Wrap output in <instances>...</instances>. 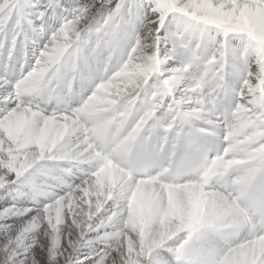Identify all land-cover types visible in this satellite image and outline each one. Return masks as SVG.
I'll use <instances>...</instances> for the list:
<instances>
[{
    "label": "clouds",
    "instance_id": "9594fccd",
    "mask_svg": "<svg viewBox=\"0 0 264 264\" xmlns=\"http://www.w3.org/2000/svg\"><path fill=\"white\" fill-rule=\"evenodd\" d=\"M67 3L0 36V264H264V0Z\"/></svg>",
    "mask_w": 264,
    "mask_h": 264
},
{
    "label": "snow or ice",
    "instance_id": "6c2138e0",
    "mask_svg": "<svg viewBox=\"0 0 264 264\" xmlns=\"http://www.w3.org/2000/svg\"><path fill=\"white\" fill-rule=\"evenodd\" d=\"M102 2L107 3V0H102ZM29 9L32 11L29 12ZM85 11H87V6L73 5L70 7L67 0H0V36H10L22 29L25 23H35L34 16L43 14L44 19L51 17L54 24L62 25L69 21L76 23L80 14ZM41 47L43 48V44ZM252 103L257 106V110L264 107V95L256 96ZM20 127L22 125L15 126L12 129L13 133L19 132ZM84 188L83 182H79V187L70 185L66 191L58 194L57 199H70L76 192H82ZM8 199L7 195L0 196V235L4 234V221L16 218L12 223H9V225L15 224L18 222L17 217L22 215L21 212L16 211L12 203L8 202ZM33 247L36 246L33 245ZM39 258L43 261L44 254L40 253ZM16 259L15 255L9 257L10 261Z\"/></svg>",
    "mask_w": 264,
    "mask_h": 264
},
{
    "label": "bare ground",
    "instance_id": "6f19581e",
    "mask_svg": "<svg viewBox=\"0 0 264 264\" xmlns=\"http://www.w3.org/2000/svg\"><path fill=\"white\" fill-rule=\"evenodd\" d=\"M76 183H79V180H77ZM15 219H16V218H13V220H15ZM13 220L8 221V223H12Z\"/></svg>",
    "mask_w": 264,
    "mask_h": 264
}]
</instances>
